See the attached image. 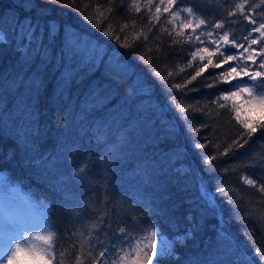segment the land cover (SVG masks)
Segmentation results:
<instances>
[{
    "label": "trees",
    "instance_id": "obj_1",
    "mask_svg": "<svg viewBox=\"0 0 264 264\" xmlns=\"http://www.w3.org/2000/svg\"><path fill=\"white\" fill-rule=\"evenodd\" d=\"M132 2L75 0L65 7L72 0H0V39L6 41L0 42L1 190L22 194L39 211L55 234L53 264L62 256L63 264H75L80 232L93 223L101 229L94 256L118 245L125 227V238L154 230L157 249L174 251L151 264H235L239 252L232 247L264 264L254 255L264 251V193L244 181L264 183V129L249 139L234 113L216 103L241 79L260 81L218 79L238 62L214 67L222 60L217 51L212 65L187 83L208 61L207 53L192 60L197 48L238 54L212 40L227 30L230 40L242 42L251 25L228 13L243 0H136L138 12ZM258 3L248 0L245 13L259 23L264 5L251 11ZM182 8H192V16L173 18ZM201 18L206 25L195 28ZM28 21L35 26L30 45L23 35ZM216 22L225 29H215ZM201 32L212 35L196 40ZM86 43L106 48L100 60ZM262 47L264 41L251 46L257 53ZM261 60L248 61L249 71ZM177 83L184 87L174 88ZM81 259L91 264L87 248Z\"/></svg>",
    "mask_w": 264,
    "mask_h": 264
},
{
    "label": "snow or ice",
    "instance_id": "obj_2",
    "mask_svg": "<svg viewBox=\"0 0 264 264\" xmlns=\"http://www.w3.org/2000/svg\"><path fill=\"white\" fill-rule=\"evenodd\" d=\"M45 3H58L59 0H44ZM152 0H148V4L150 5ZM176 0H169L170 4H174ZM163 3V0H161ZM248 3V0H243V2L235 5V11H231L228 13L229 16H235L240 13L244 20L249 22L251 27L249 28L248 34L242 37V42L237 43V38L229 39V32L225 30L222 35L218 36L217 39H213L212 43L217 44L218 41H223V44L237 49L238 54L225 55L223 51H220L219 47H217L214 51H209L208 47L197 48L193 53H191L192 60H195L199 55L200 60L203 61L205 56L203 53H207L208 61L207 64H202L195 72V75L191 76V79L187 80V83H191L196 80L198 76L204 71L208 65H212L211 57L216 54L217 51L220 52V56L222 60L220 63L214 65L216 68H220L222 64H228L231 61H236L235 65L227 68L218 75V79H221L225 82H230L231 79H236L237 77L245 76L248 77V80L256 82L259 79V83L249 84L247 81L241 79L239 83L234 84L232 87L235 90H229L226 94L221 95L217 98L216 103L219 108H229L231 113H234L235 121L242 127V129L246 130L242 135H247L249 139L251 136L255 134L258 130V127L264 129V120H254L252 118L253 112H259L264 115V60L257 65L258 70L249 71L248 61H251L252 65H256V56L260 55L264 57V47H262L257 53L256 49H252L251 46L254 44H259L261 41H264V22H257V19L252 14L245 13V6ZM75 0H72L71 4H65L63 6H74ZM264 5V0H260V3L256 4L252 8V12L255 13L256 9L261 8ZM132 7L138 12L140 10V4L133 0ZM84 8L87 5L83 6ZM83 10V9H81ZM169 9L166 7L164 9L167 12ZM200 9H197L199 11ZM110 11V9H109ZM150 11V8H149ZM192 8L179 9L172 14L173 18L179 17L181 12H187L189 17L193 14ZM97 12L99 13L97 16V22L95 24L96 27H100L99 17L103 16L102 12H99L97 8ZM160 12V7H156V13ZM260 16H264V10L259 13ZM85 19H89L91 22V17H85ZM150 19H159L158 16L153 15ZM171 22V21H169ZM206 21L201 18L199 22L195 25V28H200L201 25H206ZM54 25L55 22H51L49 24V34L52 35L54 33ZM183 27H192L191 24H183ZM126 27V25H125ZM195 28L193 31L195 32ZM215 29H225V24L223 22L214 23ZM23 35L28 39L29 45L33 40V36L35 33V26L32 25L30 21H28L24 25ZM252 33H259L258 38H252ZM105 35H111V33L105 29ZM200 35L211 36V32H201L199 35H196V40H199ZM115 39L119 42V37H115ZM147 39V36H145ZM187 39L189 41L192 40V36H188ZM0 42H6L5 37L0 39ZM245 42L248 43V47H245ZM122 46L127 47L128 45L122 44ZM239 49H243V51H239ZM251 49V50H250ZM19 50V49H18ZM247 53V55H245ZM25 54V53H22ZM243 61V66L241 62ZM191 66V64H189ZM240 68V71H237V68ZM157 76H160V73H156ZM171 75V72H169ZM211 86V85H210ZM174 88L181 89L184 87L182 84H174ZM223 101V102H222ZM230 102V103H224ZM183 110V109H182ZM198 130V129H195ZM234 144H237L238 141H234ZM247 143V141H244ZM204 144H199L197 147H205ZM240 147H243V144H239ZM218 147V146H217ZM227 154V152L223 153ZM216 159L215 156H209L208 161ZM83 171V170H82ZM244 181L248 185H252L258 189L260 193H264V183L257 184V182L249 177L245 176ZM220 192L226 191L225 189H219ZM102 219V218H100ZM264 219V217H261ZM100 225L93 223L90 228L85 226V231L80 232L81 242H80V256H77L75 259V264H83V260L81 256L83 255L85 249L87 248V256L91 258V264H141V257L145 258L147 261L151 262L153 257L162 258L164 256H173L175 255L172 250L161 251V248L157 249V232L156 231H148L145 229V234L139 236L138 238L128 237L127 238V247L125 246H117L112 244L111 247L104 246L101 248L97 255H93V249L95 248L97 243H101L99 240L100 234ZM95 232L96 235L93 236L92 233ZM119 232L122 234L120 236V240H125L126 237V228L120 227ZM54 233L49 232L47 236L45 235H36L34 238L29 236L22 239L21 242L15 244L14 248L5 247L3 249L2 258L6 260V264H19L20 257L23 255L28 261L29 264L31 262H36V264H53V260L55 259L54 248H53V237ZM143 244V248L141 245ZM144 248H147L148 251H144ZM231 251L239 254L236 256L235 264H254L252 258L247 255L243 250H239L236 247H232ZM10 253V254H9ZM254 255L257 256L258 259L264 261V251H260L259 249L255 250ZM60 264H63V256L61 258ZM157 264H159V259L157 260Z\"/></svg>",
    "mask_w": 264,
    "mask_h": 264
},
{
    "label": "rangeland",
    "instance_id": "obj_3",
    "mask_svg": "<svg viewBox=\"0 0 264 264\" xmlns=\"http://www.w3.org/2000/svg\"><path fill=\"white\" fill-rule=\"evenodd\" d=\"M83 47L89 53L95 52L99 60L106 52V48L93 43L83 44ZM112 60L116 61V58L112 57ZM30 205L27 203V197L22 194L15 196L14 193L3 192L0 188V264H6V260L2 258L3 249L6 246L14 248L15 244L21 242L25 237L34 238L36 235L47 236L49 234L48 224L39 214V211H33ZM139 236L132 238L134 240ZM117 246L127 247V238L118 243ZM141 247L143 248V244ZM19 264H29V261L22 255ZM31 264H36V262L33 261ZM141 264H151V262L142 256Z\"/></svg>",
    "mask_w": 264,
    "mask_h": 264
}]
</instances>
